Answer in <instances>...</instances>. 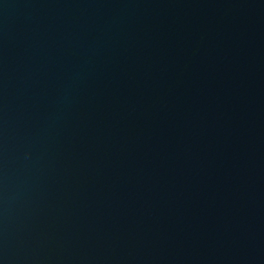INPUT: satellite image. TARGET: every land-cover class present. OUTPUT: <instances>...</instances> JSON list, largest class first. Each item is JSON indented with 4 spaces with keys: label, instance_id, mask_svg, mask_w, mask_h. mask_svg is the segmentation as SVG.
Returning a JSON list of instances; mask_svg holds the SVG:
<instances>
[{
    "label": "water",
    "instance_id": "water-1",
    "mask_svg": "<svg viewBox=\"0 0 264 264\" xmlns=\"http://www.w3.org/2000/svg\"><path fill=\"white\" fill-rule=\"evenodd\" d=\"M0 264H264V0H0Z\"/></svg>",
    "mask_w": 264,
    "mask_h": 264
}]
</instances>
